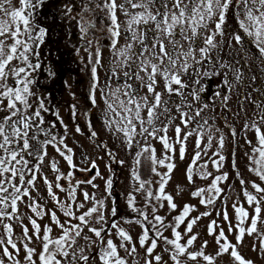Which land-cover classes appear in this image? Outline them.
<instances>
[{"label": "snow or ice", "instance_id": "1", "mask_svg": "<svg viewBox=\"0 0 264 264\" xmlns=\"http://www.w3.org/2000/svg\"><path fill=\"white\" fill-rule=\"evenodd\" d=\"M45 0H19L21 5L19 8L12 7V0H0V219L7 216L9 219L13 218V214L18 211V202H22V197L32 199V203L28 205L32 212L37 216L43 214V209H39L36 201L30 196V192L34 189L37 180V174L40 172V165L44 162L47 156V146L51 145L57 152L67 161L70 167L73 165L72 156L66 155L64 151L55 143L56 136L52 135L48 128L45 127V119L42 112H47L49 109L46 107L45 101L33 91V86L36 83L34 74L41 69V64L38 62L39 52L36 51L40 48L46 37V29L35 23L34 13L35 10L42 7ZM96 3V7L105 12L110 23L107 25V31L110 35V46L113 49L114 55L117 57L118 65L124 69L123 75L125 83L123 85V96L126 100H119L120 111H117L113 103L105 100L107 107L116 116L120 117L119 121H108L109 126L112 123L117 124V131L123 133L126 138L127 144L131 146L134 143V138L138 135L147 140L148 137L159 139L163 147L167 151H172L173 146L169 143L167 135L169 126L171 125L173 117L171 109L168 107L169 101L164 99V94L169 96L175 94L182 97V103L176 105V111L179 113L180 122L187 127L189 122L194 119L184 108H191V104L187 98L184 97L183 89L187 85L181 79V73L189 75V69L192 73L200 75V68L194 65H200L201 68L208 64L211 71L205 70L204 76L222 75L224 76L223 84L228 92L234 89V84L227 79V72L231 71L234 75L236 83H242L244 75L239 67L241 61L244 66H247V51L242 46L240 47L237 55L232 56V62L223 60L219 57L218 53L223 51L225 46L231 47L234 40L237 45L244 44V37L249 38L250 43L254 46L257 55L255 60L264 63V0H123L122 3H117V0H103L102 3L97 0H88L84 4L81 11V19L77 21L80 26L81 33L86 34L89 28H94L95 23L85 21L83 12L91 11L89 5ZM71 8L68 12H71ZM126 17L123 22V34L126 43L122 47H117L119 37L121 36L122 24L117 16V11ZM231 14L235 18L239 32H231L228 35V40H217V37L223 38L227 27L228 16ZM214 25V27H213ZM203 40V46L198 48L200 58H196L197 46ZM9 41H11L9 43ZM182 41L187 42L188 48L184 49ZM91 41H88L86 51L91 47ZM170 46V47H169ZM217 53L213 59L212 53ZM231 55V53H230ZM37 58V62H32V57ZM89 59L93 62L92 80L90 90V99L93 104L95 100V90L97 89V68L96 65L100 64V51L99 46L95 53V59L91 52H89ZM192 61L190 63L189 61ZM218 64V70L216 65ZM143 73V75H141ZM48 75L54 77L55 73L49 71ZM112 75L116 76L115 69ZM138 82L137 87H133L132 83L127 81ZM257 77L253 75L251 81L255 82ZM11 81V83H9ZM163 83L162 91H157L158 86ZM199 83V81H197ZM176 86V87H174ZM139 89H146L144 95L139 94ZM203 88H199L189 93L193 99L198 100V92H203ZM254 92L259 96L264 97V88L254 87ZM121 89L117 88L112 93L116 96L120 93ZM215 96L220 98L221 105L225 108L228 106L230 100L229 95L224 92L217 91ZM35 97V101H33ZM118 99V97H117ZM251 101L255 106V111L251 119H245L243 128L248 131H254L257 141V146L252 147V154L248 155L250 165L254 164L255 167H249V171L253 172L264 181V131L261 130V125L264 124V100H253L251 94L245 97ZM208 107L205 104L202 108H198L195 116L199 117L204 108ZM75 108V106H73ZM242 108V106H241ZM142 112L146 113L147 119L142 117ZM73 116L76 115L73 111ZM58 116V114H57ZM163 116L168 123L163 124V127L157 128L155 122L160 120ZM148 125L147 127L145 125ZM207 124V120L204 121ZM201 133L203 125H200ZM79 127L77 132H79ZM195 131V130H194ZM235 136V130H232ZM163 133V135H158ZM92 136L96 133L93 131ZM193 132H186L182 135V128L180 125L175 127V142L180 145L179 154L180 158L185 157V141L188 140ZM43 137V138H41ZM139 143L138 141H135ZM63 144V140L60 142ZM212 143V136L208 137V145L205 146L203 151L207 152V147ZM252 146L251 140H246ZM224 137L220 136L218 141L219 149L224 148ZM65 147H67L65 145ZM196 148L201 149V135H197ZM68 148L67 152L71 153ZM151 152L149 159L153 165L159 164L167 168V172L161 177L159 192L155 198L157 200H167L168 206L175 209L176 205L170 195H163L164 186L168 182L169 174L172 173L175 165L173 163L165 164V160H171L170 156L164 159H156L155 149L150 145L144 146L141 152L137 153L140 157L143 153ZM214 156H219V160L213 161L214 167L219 169L225 157L220 155L219 152L213 153ZM201 158V151H197L193 157L192 164L186 170L187 179L192 181L193 167L197 160ZM122 163V162H121ZM137 164L140 160L137 159ZM95 168V163L92 164ZM202 167H206L203 165ZM51 168L54 172H59L55 162L51 163ZM88 171V169H83ZM156 172V168H152ZM160 175V173H156ZM73 175L72 172L67 174L68 177ZM99 172H97V176ZM210 173L202 174V178H207ZM133 177L139 180V176L133 172ZM227 178V174L217 176L212 180L211 185L207 189L210 193L208 199L201 198V204L214 203L215 197L219 196L221 189L217 186L218 182ZM62 179L61 175L56 176L57 183L55 187L61 191H65L59 181ZM95 177H93V180ZM81 182H77L79 184ZM92 184V180L86 181ZM144 183L141 182L140 188H144ZM245 182L241 180L243 185ZM44 184L47 186L48 194L54 201L59 204L56 195L53 193L52 184L48 179L44 178ZM93 187L95 185L93 184ZM107 187H112V182H107ZM252 187L257 193H264V188H261L255 182ZM206 189H198L192 195L202 197ZM69 199L75 200L76 188L70 186L68 189ZM214 193L215 195H212ZM148 197L152 196V192L147 193ZM244 195L249 205L255 203L253 209L255 215L251 216L250 225L245 228L241 225L249 218V213L243 207H236V219L238 224L235 229L238 231L236 235L237 243H241L245 233L252 235L257 233L260 235V251L264 252V234L258 232L257 223L261 213L260 202L264 201V196L259 199L245 190ZM85 200H94V197H89L88 193H84ZM134 198L129 195L128 206L133 211H137L133 207ZM83 208V204L76 206ZM105 204L103 200L95 201L94 206L83 212L79 216H75L73 211V204L63 205L64 215L66 217L74 218L79 223H71V220L60 223L56 218L55 213L51 214L52 221L61 228V235L56 238H50L49 233L52 229L45 226L43 229V236H39L41 232L40 225L36 220L29 218L34 230V235L42 240V249L38 254L39 264H127V261L119 253V249L123 248L128 256H134L137 249L135 246L128 247L132 243V237L122 228H119L116 223L111 225L112 229H116V235L120 238L121 243L119 246L114 243L113 239L105 240V235L111 234V229H106L104 226ZM11 211H7L8 209ZM192 207L185 205L181 214L175 217L176 224L172 227L173 239L163 237L157 225L163 226V218L155 215L154 220L157 222L153 224L156 230V237L163 238L165 243L172 246L173 254L170 256L174 264H185L179 258L186 256L189 261H196L198 257H202L207 264H213L215 257L206 255L203 248L207 247V241L204 242L200 251L191 252L188 248L196 241L195 235H190L186 244H182L181 233L177 228L181 223L185 222V217L192 211ZM112 215L116 214L117 209L112 208ZM155 212V208L153 209ZM95 214V222L100 227L92 226V217ZM147 220V216L143 211L139 212ZM202 215L207 216L205 212ZM200 217L193 218L187 222L186 232L191 233L193 225L196 224ZM224 219L228 220L227 212L224 213ZM139 222V221H137ZM209 224L208 233L213 234V225ZM87 228L92 236L84 233ZM7 240L0 239V248H2L3 256L8 260L13 261V264H20L16 256L19 255V247L16 242L11 238L12 228L10 225H4ZM233 227H229L228 231L232 232ZM24 236L28 237V228L24 227ZM83 239L84 244L81 245L79 240ZM149 240V231L145 230L139 237V245L141 248H146V254L152 256L157 247V239H151L150 244L146 245ZM223 241V243H221ZM216 244L218 250L216 256H222L229 253L238 264H253L252 261H246L236 250L235 245H232L225 235L223 230L219 231L216 235ZM15 250L13 252L9 251ZM253 250H256L255 246ZM25 261L28 264H36L33 260V255L36 249L31 248L28 244H24ZM168 251V249H165ZM157 262H160L162 257L156 255L152 257ZM0 264H4V260L0 259ZM145 264H152V260H145Z\"/></svg>", "mask_w": 264, "mask_h": 264}, {"label": "rangeland", "instance_id": "2", "mask_svg": "<svg viewBox=\"0 0 264 264\" xmlns=\"http://www.w3.org/2000/svg\"><path fill=\"white\" fill-rule=\"evenodd\" d=\"M102 3L103 0H97ZM123 0H117V3H122ZM88 0H45L42 7L35 10L34 19L35 23L46 29V37L40 48L36 51L39 52L38 62L41 64V69L35 74L36 83L33 86V91L37 92L40 97L45 101L46 107L49 109L47 112H42L45 119V127L49 129L52 135L56 136L55 143L64 151L66 155L72 156L73 165L70 167L63 156L56 151L51 145L47 146V156L44 162L40 165V172L37 174L34 189L30 192V196L39 205V209H43V214L37 216L28 207L32 203V199L22 197V202H18V211L13 214V218L9 219L7 216L0 219V239L7 240L4 225L8 224L12 228L11 238L17 243L20 251L16 259L20 264H28L25 261L24 244L36 249L33 255V260L39 264L38 254L42 249V240L37 238V235L43 236V229L48 226L52 229L49 233L50 238L56 239L61 235V228L52 221L51 214L54 212L56 218L60 223L65 224L66 221L71 220V223H79L78 220L64 215L62 206L73 204V211L75 216H79L89 208L94 206L95 201L103 200L105 207L102 209L105 214L104 226L106 229H111L110 235H105V240L111 238L118 246L121 243L120 238L116 235V229H112L111 225L116 223L119 228L125 230L131 237L132 243L128 247L135 246L137 249L134 256H128L123 248L119 249V253L127 261V264H145V260H152V264H174L170 256L173 254L172 246L165 243L163 238L156 237V230L153 224L157 222L154 216L158 215L163 218V226L157 225L163 237L173 239L172 227L175 226V217L179 216L185 205L192 207V211L185 217V222L181 223L177 231L181 233V243L186 244L190 235L197 237L196 241L188 248V251H200L204 242L207 241V247L203 248L206 255H211L214 258L213 264H238L229 253L222 256H216L218 246L216 244V235L219 231L223 230L227 240L235 245L238 253L246 260L252 261L253 264H264V252L260 251V235L253 233L252 235L244 234L242 242L237 243L236 235L238 231L235 226L238 224L236 219L235 208L243 207L248 213L249 218L241 225L247 228L251 223V216L255 215L253 209L255 203L249 205L244 195L245 190L250 194L255 195L258 199L264 196V193H257L252 187L255 182L261 188H264V181H261L258 176L249 171V167H255L254 164L250 165L248 155L252 154V147L257 146L256 136L254 131H248L243 128L245 119H251L253 115L244 111L241 100V94L238 90V83L235 79L230 78L233 73L228 71L227 79L235 86L234 89L228 93L230 100L227 108L222 105L219 107L214 106L213 94L205 99L202 94L206 93V81H210V76H204L205 70L211 71L210 66L205 64L203 68L200 65H194L200 68V75L192 73L189 69V75L181 73V79L187 85L183 89L184 97L187 98L191 104V108H184L190 116L194 117L187 127L181 124L179 113L176 111V105L182 103V97L179 95L169 96L164 94V99L169 101L168 107L171 109V115L175 117L168 129L169 143L172 144L173 150L167 151L164 149L159 139L148 137L145 140L141 136L134 138V143L129 146L123 133L117 131V124L112 123L110 126L108 121H119L120 117L116 116L111 110L108 109L105 100L113 103L117 111H120L119 100H126L123 96V85L125 77L123 75L124 69L118 65L117 57L113 53L110 46L111 38L107 31V25L110 21L105 12L96 7V3H91L89 7L91 11L83 12L85 21L95 23L94 28H89L87 33H81L80 26L77 21L81 19V11L84 4ZM19 0H12V7L19 8ZM71 8V12L68 9ZM117 16L122 24L121 36L119 37L117 47H122L126 40L123 34V22L126 17L117 11ZM232 18V20H230ZM230 21L233 23L231 24ZM214 27V25H213ZM239 28L235 22V18L229 14L227 20V27L225 36L223 38L217 37V40L226 39L231 32H239ZM88 41H91V47L88 51L85 48L88 46ZM11 41H9L10 43ZM245 42V41H244ZM248 42V40L246 41ZM184 49L187 50V42L182 41ZM99 46L100 51V64L96 65L97 68V89L95 90L96 103L93 104L91 99L86 97V93L82 89L88 88V97H90L92 80L91 69L93 62L89 59V52H91L93 61L95 53ZM203 46V40L197 46L196 58H200L198 51L199 47ZM239 45L233 40L231 47L237 49ZM170 47V46H169ZM32 62L36 63L37 58L32 57ZM192 63V61H189ZM262 68L261 74L264 73V63L260 65ZM115 69L117 75L113 76L112 71ZM49 71L54 72L55 76L50 77ZM88 73L91 76L88 78ZM143 75V73H141ZM199 81V83H197ZM132 83L133 87H137L138 82L131 80L127 81ZM11 83V81H9ZM176 87V86H174ZM82 88V89H81ZM117 88L121 89L120 93L113 96ZM203 88V92H198L199 99L195 100L189 93L196 89ZM163 83L158 86L157 91H162ZM146 89H139V94L142 96ZM118 97V99H117ZM33 97V101H35ZM235 101V107L238 108L232 115H228L226 110L234 107L232 104ZM205 104L208 107L204 108L199 117L195 116L198 108H202ZM75 106V108H73ZM73 111L76 115L73 116ZM58 114V116H57ZM142 117L146 120V113L142 112ZM207 120V124L204 121ZM168 123L163 116L160 120L155 122L157 128L163 127V124ZM180 125L182 128V135L186 132H193V135L185 141V157L180 158L179 148L180 145L175 142V127ZM200 125H203L201 133ZM148 126L147 124L145 125ZM79 127L80 131L77 132ZM235 130L233 136L232 130ZM195 130V131H194ZM261 130L264 131V124L261 125ZM96 135L92 136V132ZM201 135V149L196 148L197 135ZM163 135V133H158ZM212 136V143L207 147L205 153L203 149L208 145V137ZM224 137V148L219 149L218 141L220 136ZM43 138V137H41ZM63 140V144L59 143ZM246 140L252 141V146L246 143ZM138 141L139 143H136ZM65 145L67 147H65ZM150 145L155 149L156 159H164L170 156L171 160H165V164L173 163L175 165L172 173L169 174L168 182L164 186L163 195H170L173 203L176 205L175 209L168 206L167 200H157L155 197L160 195V181L161 177L167 172L165 166L158 163L153 165L149 159L151 152L143 153L140 157L146 158L151 161L152 168H156V172L152 171L146 178L148 188L146 190L140 188L141 180L133 177V172L137 175L136 161L137 153L141 152L144 146ZM70 148L71 153L67 152ZM197 151H201V158L196 161L193 167L192 181L189 182L186 175V170L192 164L193 157ZM219 152L220 155L225 157L221 162L222 166L217 169L213 165V161L219 160V156H214L213 153ZM55 162L59 172H54L51 168V163ZM122 162V163H121ZM95 163L96 167L93 168L92 164ZM206 165V167H202ZM83 169H88L84 171ZM72 172L73 175L68 177L67 174ZM97 172L99 175L97 176ZM156 173H160L157 175ZM210 173L207 178H202V174ZM227 174V178L218 182L217 186L222 190L219 196L215 197L212 204H201L200 199H208L210 193L207 191L212 183V180L217 176ZM61 175L62 179L59 183L65 189L61 191L55 187L56 176ZM52 184L53 193L56 195L57 201H54L48 194L47 186L44 184V178ZM93 177L95 179L93 180ZM92 180L93 183L89 184L86 181ZM111 180L112 187H107V182ZM148 180V183H147ZM241 180L245 183L242 185ZM81 182L77 184V182ZM93 184L95 187H93ZM70 186L76 188L75 200L69 199L68 189ZM198 189H206L202 197L193 196L192 193ZM151 191L152 196L148 197L147 193ZM84 193H88L89 197H94V200H85ZM131 195L134 198L133 207L137 211H133L128 206V198ZM212 195H215L212 193ZM83 204V208L76 206ZM117 209L116 214L112 215V208ZM261 213L257 223L258 232L264 234V201L260 202ZM155 208V212L153 209ZM7 211H11L9 208ZM143 211L147 216V220L139 215ZM207 212L208 215L204 216L203 213ZM227 212L229 219H224V213ZM200 217L196 224L193 225L191 233L186 232L187 222L193 218ZM36 220L40 225L41 232L34 235V230L30 220ZM139 221V222H137ZM213 225V234L209 235L208 226ZM67 227V224H65ZM92 226L100 227L95 222V214L92 217ZM24 227L28 228L27 239L24 236ZM229 227H233V231L229 232ZM149 231V240L146 245L150 244L151 239H157V247L152 256L146 254V248H141L139 245V237L145 231ZM84 233L92 236V233L84 229ZM95 239L94 236H92ZM83 245V239L79 240ZM223 243V241H221ZM255 246L256 250H253ZM168 249V251H165ZM9 251L15 255V250L9 246ZM159 255L162 257L160 262L155 261L152 257ZM0 259L4 260V264H13V261L8 260L3 256L2 248H0ZM185 264H207L202 257H198L196 261L187 260L186 256L179 258Z\"/></svg>", "mask_w": 264, "mask_h": 264}, {"label": "flooded vegetation", "instance_id": "3", "mask_svg": "<svg viewBox=\"0 0 264 264\" xmlns=\"http://www.w3.org/2000/svg\"><path fill=\"white\" fill-rule=\"evenodd\" d=\"M230 20H232V18H230ZM230 23L233 24L231 21ZM226 37L227 38L224 39L225 41L228 40V36ZM247 40L248 42H246ZM244 41H245L244 44L239 45L237 49H234L233 47L229 48L228 46H225L223 51H220L218 55L221 59L232 62V56L237 55L240 47L243 46L246 49L247 56H248L247 66H244L243 61H241L240 65H236V67H239L241 69V72L243 73L245 77L242 83H238V90L240 91V94H241V100L243 103L242 108L244 109V111L253 115L255 111V106L251 103L250 100L245 99V97L251 94V99L253 100H256V99L264 100V97L259 96L257 92L253 91L254 87L264 88V73L262 74L260 73L262 71V68L260 67V65H262L263 63L259 60L254 59L257 53H256V50L254 49V46L250 43L249 38L244 37ZM212 56H213V59H215L217 56V53L213 52ZM215 67H216V70H218V67H219L218 64ZM253 75L257 77V80L255 82L251 81V77ZM224 78H225L224 76L219 75V74L211 75L210 81H206V90H205L206 93L202 94L203 98L210 97V95L213 94V102H214V106L216 107L221 106V102H220V98L215 96V93L217 91L224 92L227 95L229 93L223 84ZM230 78L235 79L234 75H231ZM235 101L237 100H234V103L232 104L234 107H232V109L226 110L227 114L230 116L232 115L233 111L235 112V110L238 109L235 107Z\"/></svg>", "mask_w": 264, "mask_h": 264}, {"label": "trees", "instance_id": "4", "mask_svg": "<svg viewBox=\"0 0 264 264\" xmlns=\"http://www.w3.org/2000/svg\"><path fill=\"white\" fill-rule=\"evenodd\" d=\"M88 78L90 79V75L88 73ZM82 89V88H81ZM88 88H86L85 86V89H82V92L86 93V99L88 101ZM3 113H0V116H2ZM140 160V163L136 165V170H137V173H138V176H139V180H141V182H145L144 183V190H146L148 188V185L146 184V178L152 174V165H151V161L149 160H146V158H143V157H140L139 158ZM147 183H148V180H147Z\"/></svg>", "mask_w": 264, "mask_h": 264}]
</instances>
